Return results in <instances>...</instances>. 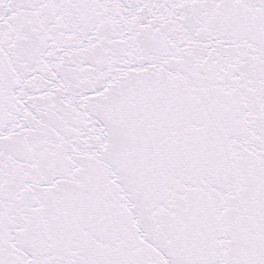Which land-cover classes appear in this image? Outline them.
<instances>
[{"label":"snow or ice","instance_id":"1","mask_svg":"<svg viewBox=\"0 0 264 264\" xmlns=\"http://www.w3.org/2000/svg\"><path fill=\"white\" fill-rule=\"evenodd\" d=\"M0 264H264V0H0Z\"/></svg>","mask_w":264,"mask_h":264}]
</instances>
